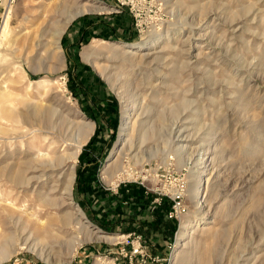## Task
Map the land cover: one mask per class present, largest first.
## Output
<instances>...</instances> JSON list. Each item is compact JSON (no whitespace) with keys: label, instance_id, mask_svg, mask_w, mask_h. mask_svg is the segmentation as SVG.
<instances>
[{"label":"rangeland","instance_id":"374dc122","mask_svg":"<svg viewBox=\"0 0 264 264\" xmlns=\"http://www.w3.org/2000/svg\"><path fill=\"white\" fill-rule=\"evenodd\" d=\"M88 4L106 9L54 34V21ZM3 23L0 264H124L116 249L135 233L151 240L141 228L146 210L149 228L158 223L165 235L152 244L163 256L152 264H203L201 255L204 264H264V0H15ZM33 110L47 129L11 117L34 119ZM83 124L91 130L72 163L71 195L39 199L54 170L30 184L10 178L36 137L63 142ZM118 157L131 174L109 177ZM179 176L188 210L169 218L166 184ZM134 185L149 198L143 206ZM162 219L177 221L173 234ZM181 224L189 226L183 241Z\"/></svg>","mask_w":264,"mask_h":264},{"label":"bare ground","instance_id":"6f19581e","mask_svg":"<svg viewBox=\"0 0 264 264\" xmlns=\"http://www.w3.org/2000/svg\"><path fill=\"white\" fill-rule=\"evenodd\" d=\"M65 9H66V5L64 4L61 6V10H60L61 15L64 13ZM105 9L106 8L103 6L101 7V6L92 5V4L91 5L90 4L83 5V6H77L76 5V6H74V8L72 10V14H69L68 18L63 17V19H60L58 21L56 20V21H54V23H52L53 30L55 31L54 34H56V35L62 34L67 23L70 20H72L74 17L78 16L79 14L98 12V11H103ZM9 15H10V12L4 18V20H3L4 23L2 26L7 25ZM5 29H7V28L6 27L3 28V30H5ZM55 39L58 40V38H55ZM86 54H87V51H84V55H86ZM32 114L34 116V119H32V118L30 119L28 116L27 117L24 116V114H22V112L13 113L11 117L16 121L18 119L22 118V121L24 123L23 126L26 127L27 130L34 129V126H35L34 121L42 122V123H44V125H42V126L46 129L48 128L47 126H45L47 124V118L45 115L44 116L42 115V111L35 112L33 110ZM54 117H56V116L54 115ZM52 118H53V116H52ZM59 123H61V122H59ZM55 124H56V122H55ZM48 125L51 126L49 123H48ZM39 127H41V126H39ZM43 127H41V128H43ZM68 127H70V126H68ZM57 128L58 127H56V129ZM127 129H128V122H124L122 127H121V131H120V142H122V141L124 142L121 146V149L119 150L120 152L118 153V155H120V156H122V154L124 155V152L126 150H128L127 147L125 146L127 141H129V139L126 138L128 135ZM150 129L151 128H149V130ZM24 130H25V128H24ZM90 130H91L90 125H87V124L77 125V134L74 135V132L67 134L64 137L65 141H63V142H60V140H58L57 138H48L47 136H45V137L40 136V139L38 141V137H36L35 140H33L31 142V146L27 150V152L25 154L26 158L23 160V162L17 168L14 167L11 169V171L9 173L10 178L17 185H23L25 183L30 184V183H33V181L40 182L39 181L41 179L40 177L45 175V172L47 170H54L56 174L53 177H51L52 181H53L51 188L45 192H39L38 193L39 199L41 201H43L44 203H50L51 202L50 193L56 192V191L61 192V194H63V196L71 195V188H72V184L74 181V174L72 171V167H73L72 163H74L77 160L78 154H79V152L82 148V145L84 144V141H85L87 135L89 134ZM62 131H65V130L62 129ZM148 132L149 131H147V130H145V131L143 130L142 137L145 138V136L148 134ZM140 140L141 139H139L138 141L140 142ZM123 164L124 163L122 162L121 158L118 157V159L115 160L106 169V174L109 177L118 176V178L123 176V175L131 174V172H129V168L125 167ZM35 173H36V175H34ZM47 176H46V178H47ZM47 179H49V178H47ZM207 183H209L208 178L202 179L201 182H198L197 187L193 190V191H195L196 196H197V194L200 195L201 192L204 191L203 189ZM10 203H12V202H10ZM63 203L66 204L65 201ZM10 208H11V206L8 205V207H4V210L11 213L12 209H10ZM188 228H189L188 224H184V225L181 224V227H180L179 232H178V237L180 238V241H183V238H185V236L188 235V233H189ZM197 229L203 230V229H205V226L199 225ZM201 256H202L201 260L204 263L207 262L208 257H206L205 255L204 256L201 255ZM175 257H182V253L178 252L175 255ZM185 258L186 257H182V260H184ZM199 259H200V257H199Z\"/></svg>","mask_w":264,"mask_h":264},{"label":"built area","instance_id":"2783aa9c","mask_svg":"<svg viewBox=\"0 0 264 264\" xmlns=\"http://www.w3.org/2000/svg\"><path fill=\"white\" fill-rule=\"evenodd\" d=\"M14 1L0 0V25L8 13L11 12ZM142 172L145 177H152L151 173L153 174V172L150 169L143 168ZM185 185V180L180 176L167 181L165 193L171 200V209L168 211L169 218L178 219L188 210L184 202ZM113 253L115 259L123 257L124 259H121V262H124V264H152L159 262V257H163L158 249L146 240L143 232L135 233L131 241L122 245L119 250L116 249Z\"/></svg>","mask_w":264,"mask_h":264},{"label":"trees","instance_id":"16d2710c","mask_svg":"<svg viewBox=\"0 0 264 264\" xmlns=\"http://www.w3.org/2000/svg\"><path fill=\"white\" fill-rule=\"evenodd\" d=\"M80 41H83V39H81ZM92 141H93V137L90 139L89 143H91ZM79 175H80V172H79ZM84 190L87 191L88 193L92 194V193H94V191L96 189L89 182V185L87 187H84ZM130 194H131L132 199L134 200V202L138 203L141 206L145 205V202L149 199L146 195H144L143 189L140 186H138V185H134L133 186V190L130 192ZM158 220H161V219L158 218ZM163 224L165 225V227H169V231H171L172 234L174 233V231L177 228V221L173 220V219L172 220H163ZM152 226L154 228H156V227H158L160 225L158 223H154Z\"/></svg>","mask_w":264,"mask_h":264},{"label":"crops","instance_id":"0c3cea01","mask_svg":"<svg viewBox=\"0 0 264 264\" xmlns=\"http://www.w3.org/2000/svg\"><path fill=\"white\" fill-rule=\"evenodd\" d=\"M99 1V0H98ZM104 1H107V0H104ZM141 217H143V218H146L147 219V222H146V226L144 225V224H142V229L143 230H148V232H149V230H150V237H151V240H150V244L152 245L153 244V242H158L159 244H160V242L159 241H162L161 239H160V237L161 236H163V234L160 232V229L158 228V227H156V228H154L153 226L152 227H150L149 228V226H151L150 224H151V222H152V220H153V216H150V212L148 211V210H146V211H144V213L143 214H141ZM151 219V220H150ZM149 225V226H148ZM153 225V224H152ZM152 232V233H151ZM163 237H165V235L163 236ZM165 240H163V243L165 244ZM161 246H163V244L161 245ZM162 250H166L165 248H163Z\"/></svg>","mask_w":264,"mask_h":264}]
</instances>
